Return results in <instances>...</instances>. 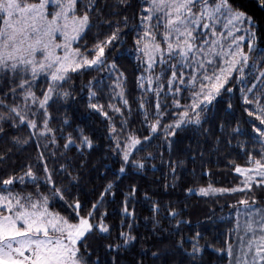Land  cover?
<instances>
[{"label": "snow or ice", "instance_id": "6c2138e0", "mask_svg": "<svg viewBox=\"0 0 264 264\" xmlns=\"http://www.w3.org/2000/svg\"><path fill=\"white\" fill-rule=\"evenodd\" d=\"M262 43L235 0H0V264H264Z\"/></svg>", "mask_w": 264, "mask_h": 264}, {"label": "trees", "instance_id": "16d2710c", "mask_svg": "<svg viewBox=\"0 0 264 264\" xmlns=\"http://www.w3.org/2000/svg\"><path fill=\"white\" fill-rule=\"evenodd\" d=\"M235 3L242 10L246 11L249 15L255 18V22L258 27V35L260 36L261 42H264V7L259 6L258 0H235ZM262 45L264 46V43H262ZM233 155L236 156L237 154L234 152ZM243 161H244V156L241 154L239 155V159L237 160V162L242 163ZM197 171L199 172V169H197ZM156 175L159 176L160 173L157 172ZM205 179H207V177H205ZM213 179L221 184L227 185L229 182L235 183L238 177L235 174H230L229 171L226 168H224L223 164H220L214 166ZM235 198L236 197L225 196L219 201V203H224L225 200H233ZM189 203L193 205L191 210L194 216L198 215L201 212L208 211V207H206L205 200L203 199L198 200L196 194L191 195ZM207 203L209 206L211 205V201H208ZM227 212H228L227 208H225L222 213L219 209H217L218 215H226ZM227 226L228 225L225 224L222 225L221 227H227Z\"/></svg>", "mask_w": 264, "mask_h": 264}, {"label": "rangeland", "instance_id": "374dc122", "mask_svg": "<svg viewBox=\"0 0 264 264\" xmlns=\"http://www.w3.org/2000/svg\"><path fill=\"white\" fill-rule=\"evenodd\" d=\"M263 46V45H262Z\"/></svg>", "mask_w": 264, "mask_h": 264}]
</instances>
